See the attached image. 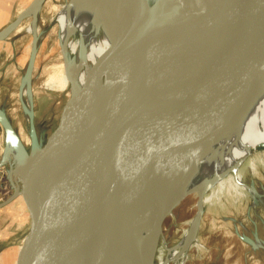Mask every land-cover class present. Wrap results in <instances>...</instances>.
<instances>
[{"label": "water", "instance_id": "95a60500", "mask_svg": "<svg viewBox=\"0 0 264 264\" xmlns=\"http://www.w3.org/2000/svg\"><path fill=\"white\" fill-rule=\"evenodd\" d=\"M128 5L133 13L127 32L95 65L83 90L66 64L70 96L56 129L35 157L0 113V125L19 148L26 169L13 195L0 204L3 208L20 199L29 219L28 233L10 264L53 263L54 257L77 251H85L92 264H147L175 209L196 196L199 226L204 197L217 191L215 180L208 183L204 196L197 190L181 195L160 215L151 245L134 237L133 224L146 193L154 191V177L192 152L222 123L262 67L264 0H213L209 13L189 20L177 9L150 6L149 0H129ZM22 18L0 33V40ZM155 23L181 33L166 36L155 53L144 47L142 52L134 50L132 35L142 36ZM143 57L152 59L145 73L121 82L119 93L111 91L114 62ZM173 80L174 96L159 103L158 90L172 87ZM106 95L110 99L104 103ZM137 106L151 107L136 117ZM96 107L98 118L88 125ZM30 124L33 127L32 119ZM116 142L123 147H115ZM147 148L155 150L146 155ZM131 152V167L122 166ZM110 158L115 161L112 170H134L121 177L95 173ZM245 162L238 165V173ZM112 181L118 187L103 193V183Z\"/></svg>", "mask_w": 264, "mask_h": 264}, {"label": "rangeland", "instance_id": "374dc122", "mask_svg": "<svg viewBox=\"0 0 264 264\" xmlns=\"http://www.w3.org/2000/svg\"><path fill=\"white\" fill-rule=\"evenodd\" d=\"M70 2L44 0L39 8L37 5L32 9L34 0H21L12 25L20 17L23 18L1 40L0 113L8 118L28 154L36 146L42 149L56 129L68 99V88L62 91L50 88L51 82L48 84L46 81L62 71L65 73L66 64L72 68L75 62V54H65V48L60 45L61 29L55 21L59 12ZM31 10L34 15L30 13ZM10 26L3 31H7ZM80 37L75 31L70 41L77 44ZM118 86L117 82L110 88L111 91L117 93ZM0 130L4 135L0 155L1 204L13 195L14 187L21 178L17 160L12 155L4 158L7 134L1 125ZM254 155L253 167L250 166V159H247L239 169V174L241 183L255 191L257 199L254 200L246 189L234 185L222 193L213 191L211 204L203 209L197 229V243L191 245L181 257L180 264H264V148H258ZM191 162L195 164V159ZM207 189L205 187L204 191ZM196 199V196L187 198L165 221L156 263L166 257L167 249L181 241L198 217ZM28 230L29 219L20 199L0 208V264L11 263Z\"/></svg>", "mask_w": 264, "mask_h": 264}, {"label": "bare ground", "instance_id": "6f19581e", "mask_svg": "<svg viewBox=\"0 0 264 264\" xmlns=\"http://www.w3.org/2000/svg\"><path fill=\"white\" fill-rule=\"evenodd\" d=\"M128 2L129 0H71L70 4L59 12L55 21L61 29L59 36L60 43L66 50L65 54L70 52L75 54V62L71 68V74L80 90H83L87 86L95 65L111 49L112 45L127 32L133 13L128 7ZM156 3L179 10L184 20L207 14L212 10L213 6V0H149L150 6ZM35 7L37 6H34L32 9ZM30 13H33V11L31 10ZM118 18L122 22L117 20ZM75 31L81 36L77 44L70 41V36ZM180 33L181 31L155 23L146 27L142 36L133 33L131 35L134 50L142 52V49L146 48V51L149 53H155L161 48L159 42L166 36L173 37ZM83 56L84 60L82 59ZM151 60L146 57L116 60L111 70V76H114L115 80L113 87L117 82L118 84H121V82L126 83L132 81L138 75L141 76L145 73V66ZM184 78L185 76L181 79L183 80ZM50 80L46 81L47 83L51 82L50 84L48 83L50 88H59V90L68 88L69 90L70 86L63 71L55 78H50ZM172 84H176V82L173 80L171 83V86L174 87ZM172 87L161 86L158 90L161 96L159 103L165 102L174 96L175 92L173 93V91L176 86ZM120 91L121 88L118 86L117 93ZM108 96L106 95L104 103L109 101L110 98ZM150 107L137 106L135 116H143ZM98 110V107L92 110L87 121L88 125L95 123L98 118ZM113 145L117 146V148L123 147V144L119 142ZM261 147L264 148V61L262 67L247 82L240 99L222 123L205 136L192 152L172 167L163 170L154 177V191L146 193L133 224V235L136 240L142 241L146 245H151L152 237L155 235L157 222L162 212L186 191L197 190L201 196H204V188L212 181H217L218 193H222L234 185L246 189L251 197L256 200L257 194L248 186L241 183L240 174L237 172V169L238 165L246 161L247 158L248 160L250 159V166L253 167L254 153ZM150 148L155 147L150 146ZM150 148H147V151H143L144 154L149 155L151 151L155 150H150ZM39 152L40 149L36 146L30 154L31 158L35 157ZM132 153L129 154L128 160L122 166L131 167V159L134 157L131 155ZM9 155H12L17 160L18 175L22 179L26 170L23 167L22 155L11 137L6 135L4 158L7 159ZM194 159L195 164H191V161ZM114 166L115 161L110 158L105 164L97 167L95 173H113L116 174V177H121L118 175L123 173L128 174L134 170H129L131 168L126 167H123L124 170H112ZM116 184V181L103 183L102 192L109 194V192L115 191L118 187ZM162 195L163 197H161ZM211 202L212 197L205 196L204 208L207 204H211ZM199 218L198 216L191 223L190 228L185 232L186 234L177 245L166 250V257L160 263H156V252L147 261V264H180L181 257L185 255L191 245L197 243ZM67 264L92 263L85 251H77L67 253Z\"/></svg>", "mask_w": 264, "mask_h": 264}, {"label": "crops", "instance_id": "0c3cea01", "mask_svg": "<svg viewBox=\"0 0 264 264\" xmlns=\"http://www.w3.org/2000/svg\"><path fill=\"white\" fill-rule=\"evenodd\" d=\"M37 0H34V3ZM21 0H0V33L7 27L13 24L16 19L17 11L20 9ZM1 44V40H0ZM4 145V135L0 130V155L3 151ZM54 261L52 263L51 260L47 264H67V254H64L60 257H54Z\"/></svg>", "mask_w": 264, "mask_h": 264}]
</instances>
